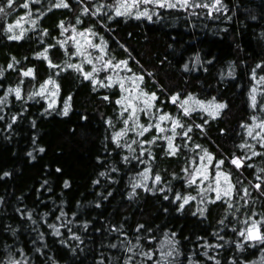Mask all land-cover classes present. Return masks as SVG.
<instances>
[{"label": "trees", "instance_id": "obj_1", "mask_svg": "<svg viewBox=\"0 0 264 264\" xmlns=\"http://www.w3.org/2000/svg\"><path fill=\"white\" fill-rule=\"evenodd\" d=\"M59 2L13 0L9 7L0 0L5 9L0 13V264L10 259L21 264H124L129 256L131 264H156L160 253L171 248L170 240L178 250L168 258L171 264H264V242L239 234L253 221L260 222L264 233V146L256 135H264L258 127L264 121V0H221L224 7L211 15L202 7L141 4L140 10L155 12L151 20L115 16L108 5L116 0H65L67 8L55 7ZM13 34L20 39H9ZM73 36L82 45L85 38L99 44L103 37L104 59L113 64L127 60L131 71L103 69L96 60L101 53L94 48H87L91 64L73 55ZM69 64H79L82 71ZM93 66L101 68L95 78L105 84L107 76L144 77L140 87L155 92L157 100L152 115L138 113L139 122L154 125L163 113L179 118L183 127L176 129L175 154H169L165 139L172 135L171 122L161 123L164 132L153 126L139 136L131 121L124 124L129 113L121 115L116 104L127 90L121 93L115 83L94 86L83 75ZM28 69L32 74L23 75ZM49 80L54 84L45 85ZM188 96L226 107L215 118L199 106L184 115L180 102ZM245 126L253 127L252 136ZM126 127L117 146L112 136ZM154 137L153 143H141ZM204 149L213 156L211 162L201 160ZM233 158L242 160L241 167L231 163ZM220 160L219 170L230 174L234 188L231 197L217 200ZM201 167H206L207 179L197 175ZM145 169L148 190L136 187L133 193ZM177 194L192 197L183 209ZM139 225L144 227L138 231ZM132 245L137 247L127 251ZM141 251H151L152 259Z\"/></svg>", "mask_w": 264, "mask_h": 264}, {"label": "snow or ice", "instance_id": "obj_2", "mask_svg": "<svg viewBox=\"0 0 264 264\" xmlns=\"http://www.w3.org/2000/svg\"><path fill=\"white\" fill-rule=\"evenodd\" d=\"M141 4L144 5H154L156 8H188V7H202V8H207L209 9V15H211V10L215 9L216 11H220L221 8L224 7V5L222 4L221 0H214V2L212 3H195L194 0H175V2H172V0H116L115 5H108V7L113 8L114 9V14L115 16H131V15H135L136 18H141V17H146L148 20L152 19V16L155 14V12H150L149 9L147 7H145L143 10L139 9V6ZM7 5L9 7H11L13 5V0H7ZM24 8H28V4H24L23 5ZM57 8L60 7H65L67 8L69 5L68 3L65 2V0H60L59 3L54 5ZM104 7V5H101L100 7H98L96 9L95 12H93V15H97L100 12V8ZM5 11V9L3 7H0V13H3ZM89 11L88 8H84L83 12L87 13ZM108 19H112L111 16L108 17ZM81 21L79 20V18L77 19V23H80ZM33 24H35V21H32ZM17 24H19V21H17ZM61 27L63 28V24H61ZM13 29V25L9 24L8 25V31H12ZM64 31H67V29H63ZM72 31L75 33L76 29L73 28ZM87 32H89L91 35H95L94 32L91 31V29H87ZM22 35V33H21ZM79 36L81 37H85V32H79L78 33ZM9 39H20L19 35H10ZM74 43H75V47H76V52L73 53V55L75 54H79L83 57H85V59H87L88 63H93L92 59L89 58L88 53H87V48H94L99 50V52L101 53L100 56L96 57L97 62H99V64L101 65V67L103 69H120L121 67H123L124 69H126L127 71H131V69L128 67V62L127 60H120L119 62L113 64L112 60H106L104 59V55L106 53V44L104 42L103 37H101V42L99 44L93 43L91 40L85 38L84 40V44L82 45L80 43V41H77L75 36L72 37ZM63 46V45H62ZM47 50H45L46 53ZM45 53H40V55L45 56ZM199 60V57H197V61ZM50 66H54L51 65V61H49ZM9 67H12V65H9ZM69 68H75L77 71H82V68L79 64H69L68 65ZM185 69H187V65L184 66ZM257 67H260V65H257ZM101 70V68H97L96 66H93L92 71L91 72H84V78L85 79H90L93 83V85L95 86L96 84H100V86L102 87H111L114 83L118 84L121 90V93L125 92L127 90L128 95H121L117 100H116V104L121 106L122 108V112L121 115L124 114V112H128L129 115L127 117V119L124 120V124L126 126L129 125V122L131 121V127L134 128L135 130H137V134L139 136H143L145 132H148L149 129L151 127H155V129L158 132H164L165 129L161 126V123L164 121H170L172 124V128H171V132L172 135L165 137V139L167 140V144H168V149H169V154H175V152L177 151L176 146L174 145L173 141L177 135L176 129L177 128H182L183 124L181 123V120L179 118H173L172 116H170L167 113H163L160 114L158 116V118L156 119L155 124L153 125L152 123H149L147 126L141 124L139 122V116L138 113L139 112H143L145 115H152L151 110L155 107V101L157 100V95L155 92H147L145 91L143 88L140 87V85L143 83L144 77L143 76H137L136 74H133L131 77H120L117 75V77L114 79L113 76H107L106 80L108 81V83H103V81H98L95 78V74L98 73ZM32 74V69H28L27 71H25L23 73V75L28 76ZM253 78L255 79V71H253ZM131 82L132 87L131 88H126V82ZM260 82H264V76L260 77ZM47 84H54L53 81L49 80L45 82V85ZM45 85L41 86V92L40 94L43 95L44 94V90H45ZM58 88V85L56 86ZM11 91V90H10ZM16 92V96L19 98L20 97V89L17 88L15 90ZM256 92V88L253 87L252 89V93ZM53 95H55L56 93L53 92ZM105 100H108L109 97L105 96L103 97ZM70 99V98H69ZM172 102L176 103L178 101V96H172ZM252 101H253V105H255V96H252ZM54 102L53 101H49V107H52V104ZM196 106L200 107L201 111H204L208 114V116L215 118L216 116L219 115V110L223 109L224 107H226V105L224 104H212V102H209L208 105L205 104L204 101H199V100H195L192 96H188L186 99H184L182 102H180V108L183 110L184 115H190V113L192 111L196 110ZM214 109V110H213ZM68 112V105L67 102L65 103V109H64V115H67ZM255 119V118H253ZM110 123V121H109ZM197 127H200L199 125ZM248 127V135L252 136L253 135V127L250 126H245ZM258 127L264 131V121L260 122V124L258 125ZM129 130L128 127H126L124 130H121L120 132H116L113 136H112V140L117 144V146H120V139L126 134V132ZM192 129L191 127H189L187 129V132H190ZM187 132L184 133L185 136H187ZM258 137H260V142L261 145L264 146V135H262L261 133H257L256 134ZM156 138H153V141H142L141 143H153L154 140ZM135 143V141H133ZM127 147H130L129 145H126ZM245 145H242V147H244ZM197 147H200L199 145H197ZM40 151H44L43 148L40 149ZM204 155L201 157V160L203 161L205 159V157L207 158V160L209 162H211L213 160V156L206 150L204 149ZM253 155H257L258 153L253 152ZM125 159H127V157H125ZM231 163L233 165H235L237 168L241 167L242 165V160L240 158H233L231 160ZM224 161L220 160L217 162L216 167H217V171L215 173V183H216V187L214 189V191L216 192V199L219 200L222 197H231L233 194V188L234 185H232L231 181H230V174L229 173H225L223 171H220V165H223ZM251 166V165H249ZM57 171H59V169H57ZM261 171H264V169H262ZM148 169H145V171L143 173H141V177H142V181L139 184H133V193L135 191L136 187H145L146 190L147 189V185L143 183V181H146L148 179ZM197 175L202 176L204 179L208 178V173H207V169L206 167H201L198 168L196 170ZM5 175H8V173H5ZM101 175H104V173H101ZM221 179H223V184L221 183ZM258 180L261 179V177H257ZM161 180V177L159 175H156L155 177V182H159ZM192 182H195V177H193ZM68 186L67 181H65V187ZM255 187L257 189L261 188V183H257L255 185ZM161 191H163V189H161ZM133 193H129V195H133ZM245 194H247V189H245ZM168 197L165 196V199H167ZM177 200H183V203L180 204V209H183L184 205L187 204L189 202L190 199H192V197H181L179 194H177L176 196ZM229 207H231V204L229 205ZM201 215H203V210H201L200 212ZM61 215H63V213H61ZM29 218H31V214L29 213ZM221 223H223V221H221ZM245 223H247V221H245ZM260 222L258 221H253L251 223L250 226H248L246 229L241 230L240 231V236L243 237L245 240H260L262 242H264V233H261L258 227V224ZM49 227L53 228L54 230V234L59 236L60 232L59 230L56 228L55 225H49ZM85 227H87V224H85ZM143 225H139L138 226V231L139 229L143 228ZM175 234H173L174 236ZM43 238V235L41 234V239ZM73 239L79 240L80 237L79 236H73ZM140 238L137 237V240H139ZM62 243L64 241H61ZM168 243L171 245V248L167 251V252H161L160 256L161 259L156 261V264H171V262L169 261V257H172L174 254L178 255V250L176 249V241H168ZM112 248L117 247L116 244H112L111 245ZM137 247V245H132L131 247L127 248V251L132 252L133 248ZM208 247H212V245H208ZM217 247H219V245H217ZM237 247H241L240 244H237ZM37 251H39V249H37ZM142 257H146L148 260L152 259L153 253L151 251H141L139 253ZM205 255H207V252L204 253ZM133 257L129 256L125 259L124 264H131ZM211 259V257H210ZM9 264H21V261L18 260H14V259H10L9 260ZM99 264H104L103 261H100ZM216 264H219V261H216Z\"/></svg>", "mask_w": 264, "mask_h": 264}]
</instances>
